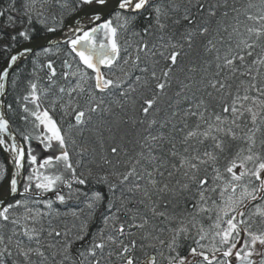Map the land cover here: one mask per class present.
<instances>
[{
	"label": "snow or ice",
	"instance_id": "6c2138e0",
	"mask_svg": "<svg viewBox=\"0 0 264 264\" xmlns=\"http://www.w3.org/2000/svg\"><path fill=\"white\" fill-rule=\"evenodd\" d=\"M55 4L51 26L52 0L0 9L20 26L0 48V97L33 53L16 42L42 29L48 45L16 97L24 127L0 99V264H264V0ZM53 49L76 65L63 60L65 83L40 62Z\"/></svg>",
	"mask_w": 264,
	"mask_h": 264
},
{
	"label": "trees",
	"instance_id": "16d2710c",
	"mask_svg": "<svg viewBox=\"0 0 264 264\" xmlns=\"http://www.w3.org/2000/svg\"><path fill=\"white\" fill-rule=\"evenodd\" d=\"M10 2H11V0H0V9L6 7ZM20 2H21V0H17V5H16L17 7H19ZM50 11H51V13H54L55 17H56V19L54 21L51 18V15L49 16L48 24L51 26V25L55 24L57 21H59L60 13H61V9L55 4V0H52V7H51ZM12 14L13 15H17L16 13H12ZM5 19H6V17L5 18H0V32L5 34V38L4 39H0V48H2L4 44H10L11 41H10L9 37L12 34H14L15 31L19 30V28H20L19 24L17 25V29L5 28L4 27ZM17 19H19L18 16H17ZM37 27H39V26H37ZM40 34H44L42 29L40 30L38 35H40ZM21 42H23V41L18 40L16 42V45H18ZM60 46L62 48L65 47L63 44H61ZM40 50H38V51H40ZM54 53H55V49H53V53L50 54L47 57L42 55L40 57V62L46 63L49 59H51L54 62V67L56 68L57 73H58L57 79L59 80L60 83H65L62 79H60V75L64 71L67 70V69L63 68L62 62L65 59H69V61L72 62L71 61V57H66V56L63 55V53H61L60 55H55ZM34 55H35V53L30 58H28L24 63H22L19 67H17L14 71H12L13 74H14L17 71V69L22 70L20 72V81H19V84H18V86L16 88L12 87V84H11L12 77L11 76L9 77L8 92H7L8 94H7V98H6V110H7V104L8 103H12L13 108L15 109V111L14 112H9L7 110V114H8V117H9L14 129H18V128L24 127L23 122L20 121V119H19V116H20L21 113H20V110H19V105H17V103H16V97H17V95H23L24 94L25 82L29 78H31L30 77V73L33 71V63L32 62H33V59H34ZM3 60H4V53H3V51H0V65L2 64ZM75 66H76L75 63L72 62L73 70L75 69ZM38 75L41 78L40 82L41 83H46L45 77L47 76V72L44 71V70H38ZM157 107H159L161 109V112H160V114H159V116L157 118L158 119H163L166 116L167 112L169 111V109L167 107V98H165L161 103H159L157 105ZM130 114H131V112H130ZM59 118H60L59 114H57V119H59ZM28 127H29V130H31V126L29 125ZM88 136H89V133L86 132L85 133V138H87ZM33 141H35V140H33ZM78 158L79 157L73 155V162H75V160L78 159ZM92 159H93V156H92L91 153H89L88 156L83 158V163L84 164H89V162H91ZM0 163H5L1 153H0ZM25 164H26V167L24 169V176L28 175L27 162H25ZM88 187L94 189V188H96L98 186H96L95 184H90V185H88ZM20 190L23 191V182H22ZM49 196H51V194H49ZM20 198L21 197L16 196L13 199H20ZM8 202H12V199H10ZM74 205H75V201H71V202H69L68 207H73ZM56 207L59 208L61 211H65L66 210V208L64 206L59 205V204H56ZM80 207H83V205L81 204ZM101 211H103V209H101ZM67 219H68V221L70 223L71 222V217H68ZM256 219H257V224L254 225V230L256 228H259V227H264V225H261L259 223V218H256ZM55 222L59 223V221H55ZM99 223H100V214L97 213L96 221L92 225L93 229H95L99 225Z\"/></svg>",
	"mask_w": 264,
	"mask_h": 264
},
{
	"label": "water",
	"instance_id": "95a60500",
	"mask_svg": "<svg viewBox=\"0 0 264 264\" xmlns=\"http://www.w3.org/2000/svg\"><path fill=\"white\" fill-rule=\"evenodd\" d=\"M65 23H68V20H67V19L65 20ZM43 35H44V34H40V35H39V39H37L36 37H34V38H33V42H24V41H23V42L19 43L18 45H16V49H13V52H15L17 49L22 50L23 46L28 45V46H31V47L33 48V53H31V54L27 55L25 58L19 60V61L17 62V64L14 66V68L12 69V71H14V70H15L17 67H19L22 63H24V62H25L28 58H30V57H31L36 51L40 50V49H41L40 46H48V45H47V42L43 39ZM48 35H51V36H53L54 38L59 37L61 40H63V38H64V32H63V31H58L57 33L48 34ZM3 63H4V60H3V62H2V64H1L0 66H3ZM8 83H9V79H8V81H6L7 92H8ZM6 98H7V96H6V97H0V99H3V100H4V105H5L4 108L2 109V111L6 113V116H7V118L9 119L8 114H7V110H6ZM9 120H10V119H9ZM10 122H11V121H10ZM11 126H12V124H11ZM12 128H13V127H12ZM17 140L23 144V141H22V139H21L19 136H17ZM23 146L26 148L25 145H23ZM0 153H1L2 157H3V159H4V162H5L6 167L11 168L12 165H11L10 163H8V160H7V154L4 153V152H2V151H0ZM23 176H24V169L22 170L21 181H22ZM0 183H2V182H0ZM21 185H22V182H21V184L19 185L20 188H21Z\"/></svg>",
	"mask_w": 264,
	"mask_h": 264
},
{
	"label": "rangeland",
	"instance_id": "374dc122",
	"mask_svg": "<svg viewBox=\"0 0 264 264\" xmlns=\"http://www.w3.org/2000/svg\"><path fill=\"white\" fill-rule=\"evenodd\" d=\"M31 146L36 150V154H37L39 159H42L43 157L51 154V152H52V150H49L48 152H44L42 145H39L37 141H32ZM27 147H28V145H26V148Z\"/></svg>",
	"mask_w": 264,
	"mask_h": 264
},
{
	"label": "bare ground",
	"instance_id": "6f19581e",
	"mask_svg": "<svg viewBox=\"0 0 264 264\" xmlns=\"http://www.w3.org/2000/svg\"><path fill=\"white\" fill-rule=\"evenodd\" d=\"M12 124V123H11ZM13 127V126H12ZM14 129V128H13ZM21 138V137H20ZM26 146V145H25ZM4 160V159H3Z\"/></svg>",
	"mask_w": 264,
	"mask_h": 264
}]
</instances>
